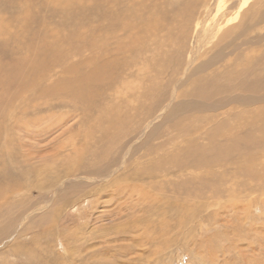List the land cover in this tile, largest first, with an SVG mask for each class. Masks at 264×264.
I'll return each mask as SVG.
<instances>
[{
    "label": "rangeland",
    "instance_id": "1",
    "mask_svg": "<svg viewBox=\"0 0 264 264\" xmlns=\"http://www.w3.org/2000/svg\"><path fill=\"white\" fill-rule=\"evenodd\" d=\"M134 1L148 5L151 12L136 10L134 16L128 20L131 27L121 30L101 20L102 14L109 12L113 7L114 3L109 0L78 2L77 4L84 5L80 23L64 14L73 6L65 4L63 0H52L50 5V0H0V20L7 22L11 33L15 31L12 33L14 39L6 28L2 27L0 31V80L11 73L9 66L13 62L18 63L16 60L21 61L29 54L30 49L34 48V45L30 44L36 41L38 44L55 43L58 50L60 48L63 52L61 59L57 57L53 60L48 56V66L58 70L51 78L54 81L60 77L62 64H78L79 69L85 72L102 62H123L124 64L116 66L115 71L121 69V75L129 80L132 78L134 86L132 90H126V93L118 92L116 95L113 93L99 97L96 100L100 101L99 104L109 103L108 112H116L120 106L129 114L137 116L140 96L144 90L141 83L145 81V84H149V94L141 97L146 115L145 123L141 126L148 125V128L139 135L138 140V134L131 139H123L116 159H113L116 155L111 156L110 160L93 168L95 173L90 175L88 173L91 172L86 170L72 171L65 166L68 155L60 154L62 149L59 148L58 141L62 130L59 129L58 123L62 124L64 118L69 116L70 119L73 118L77 112L80 116L83 115L85 120L86 114L91 113V110L73 111V107L69 105L62 107L58 102L53 104V99L47 101L45 98H39L32 110L28 101L23 100L26 96L22 95H19L20 98L14 100L11 106L0 105V183L13 184L15 181L14 185H18L17 190L9 192L8 199L0 201V264H258L257 259L264 256V248L256 240L249 246L246 240H241L239 242L242 244H236L227 252L230 255L226 253L224 256L220 252L217 258L204 249L211 241H215V249L218 245L216 240L223 243L219 235L216 237L212 234H220L226 230L224 237L227 239H254L255 233L264 236V197L260 198L258 204L255 199L257 195L264 196L263 192H260L261 195L259 192H252V195L249 192L242 194L245 198L242 200L248 199L242 202V206L245 207L248 203L249 209L247 213L243 212L244 208L243 211L240 209V212L237 209L236 214L241 217H235L239 219H235L233 212H225V215V210L220 209L221 206H215V211L221 212V217L219 214L214 216L217 219L220 217L219 226L215 223L211 225L208 219L214 208H208L211 213L209 210L205 211L207 204H210L205 199L210 189L206 183L216 178H223L227 185L248 184L247 188L256 190L253 188L258 182L236 174V166H248L264 181V136L255 140H240V147L233 150L230 156H224L219 165L212 168V173L204 177L198 175L201 170L190 172L182 169L181 165L187 163L189 150L192 151L191 147H187L183 151L186 161L170 170L169 176L165 177L166 181L161 183L163 188L168 189L165 192L164 189L159 191V188L158 192L162 193V198L158 195L157 200L146 197L142 203L132 204L133 208L130 209L124 206L127 202L125 198L120 197L123 201L114 198L110 195L111 190L107 189L88 197L87 199L92 198V203L77 209L78 199L101 184L103 178L111 175V171L114 172L117 167L115 164L121 162V153L125 152L135 139L139 141H135V147L144 141L147 142L144 147H155L173 138L178 140L179 145L184 146V143L191 139L195 147L203 149L200 146L207 148L206 145L211 143L221 147L227 138L244 137L252 128H258L264 134V0ZM191 2L195 3V14L184 26L186 9ZM99 4L105 9L104 12L99 11ZM27 10H32L37 19L44 13L48 16L50 24L41 25L36 19V23L30 22L31 26L26 27L24 21L28 17ZM145 22L153 27L155 33H146ZM72 25H78L75 37L69 36L70 32H67V27ZM56 26L67 33L59 32ZM93 38L99 41L97 47H91V43L84 47L77 45L85 41L92 42ZM16 41L21 47H17ZM123 41L131 43L139 53L134 49L133 52L116 51L118 43ZM74 46L79 48L73 50ZM37 48L42 51V46ZM241 54L242 60L239 58ZM132 57L133 63H128ZM216 58L218 60L214 62ZM221 58H224V61L218 62ZM140 66L143 68L140 69ZM220 71L233 72L234 78L226 82L231 90H236L235 92L220 94L214 90V81L206 82L209 78L205 76ZM222 84L224 85V82ZM0 85V102L6 97L17 95L13 85L7 82H1ZM203 88L213 96L203 98L198 94L202 93ZM113 104L115 107H112ZM21 109L33 117L21 114ZM71 112L72 114H69ZM16 118L27 124L30 129H22ZM72 122L73 120H70L68 125ZM220 123H223L225 130L213 134L212 130ZM74 125L73 130L81 133L78 135L76 147L72 144L69 146L72 156L76 149L86 146L87 143L84 134L87 125L76 122ZM180 127L187 131H178ZM49 130L52 136L50 134L43 140ZM34 131L36 134L32 135ZM50 136L51 143L48 140ZM67 137L64 136L61 142ZM96 140L90 146L92 150L95 149ZM244 146L250 148L253 161L249 162L248 158L244 157ZM137 155L133 159H136ZM47 159L53 160L55 168L52 172L40 176L37 169ZM85 159L89 162L92 157L85 156ZM154 160L155 155L149 152L144 166L150 167ZM133 164L129 167V173L132 174L138 171V167ZM86 177H89V180ZM172 185L188 186L195 191V195L188 196L184 190L176 193ZM78 187V192L73 194V190ZM145 191H151V187ZM69 193L73 194H70L71 204L61 207L59 214L54 215V210ZM151 194L153 195L152 192ZM3 195L0 193V198ZM177 198H183L180 199L182 205L191 204L198 211L197 213L193 208L194 211L187 216L190 221L178 219L185 210L180 212V209L175 207H178ZM184 199L186 202H182ZM224 199L226 196L221 200L222 203ZM119 208L121 212L115 215ZM186 210L189 212L190 208L187 207ZM109 214H112L111 217ZM80 215L83 218H80ZM223 216H226L225 221L222 220ZM240 218L242 220L239 223ZM203 223L207 225L205 229L201 227ZM237 230L243 232L241 237Z\"/></svg>",
    "mask_w": 264,
    "mask_h": 264
},
{
    "label": "bare ground",
    "instance_id": "2",
    "mask_svg": "<svg viewBox=\"0 0 264 264\" xmlns=\"http://www.w3.org/2000/svg\"><path fill=\"white\" fill-rule=\"evenodd\" d=\"M15 1H17V0H15ZM80 1H82V0H63V2L65 4L73 6L70 10L65 11L64 14L71 19L74 18L73 20L75 22L77 21L78 23L81 22V16H82V12L84 10L83 4H77ZM109 1H112L114 3L113 7L110 9L109 12L102 14L101 20L109 22L115 29L124 30V29L131 27V23H129L128 20L131 16H134V12L136 10H143L144 12H151V9L149 7H147L148 5L145 6L144 3H139V2H136L134 0H109ZM51 3H52V0H50L49 5ZM98 9L101 12L105 11V9L101 6V4H99ZM26 14L28 16L27 19L24 21V24L26 25V27L31 26V23L32 24L36 23L35 21L37 18L34 17L35 14L32 12V10L31 11L27 10ZM194 14H195V3L191 2L190 4H188L187 9H186V17H185L186 20L183 24L184 26H185V24H187L189 22V20L191 19V17H193ZM37 20L40 22L41 25H43L42 23H49L48 16L44 15V13L43 14L41 13L40 19H37ZM77 26L72 25V27H67V29H68L67 32H70L69 36H72V37L76 36L75 31H76ZM2 27L6 28L11 36H12V33H15V31L14 32L12 31V33L9 31V26H8L7 22L4 23L3 20H0V31H1ZM10 27H12V26H10ZM61 27H63V26H61ZM15 29L13 28V30H15ZM10 30H12V28ZM146 30H147L146 33L147 32L155 33L153 27H151L148 23H146ZM58 31L62 32V33H67V32H65L59 28H58ZM33 32H35V30ZM33 32H30V33H33ZM19 34H23V33H19ZM0 36H2L1 32H0ZM35 36H36V33H35L33 38H35ZM12 38H13V36H12ZM39 39H40V37H39ZM93 39L94 40L92 42L85 41L82 44H80V45L77 44V45L79 47H84L87 44L91 43V45H90L91 47H97L99 41H97L95 38H93ZM208 42H210V40ZM15 43L18 44L17 47H21V45L17 41ZM32 43L33 44H30V45L31 46L34 45V48L30 49L29 54L27 56H24L21 61L16 60L18 63L13 62L9 66V68L11 69V73H9L6 77H3L0 80L1 82L5 83V84L7 82L10 85H13L14 89H15L14 92L18 96L15 95L13 97H6L4 100H2L0 102V105L11 106L13 101L20 98L19 95H22V96H26L23 100L28 101V103L31 105L32 110L36 107L37 100H39V98H45L47 101H48V99H53L52 100L53 104L58 102L60 104V106H62V107H66L67 105H69L70 107H73V111H76L77 109H80L81 112H83L84 110H91V113L86 114L85 120H84L83 115L80 116L77 112V115L75 114L73 116V118L70 119V116H69L68 118H64V121L62 124L58 123L59 129L62 130V132L59 130L62 134H61V136H59L58 145H59V148L62 149L60 151V154L62 156H64L65 154L68 155V158H66V160H65V163H66L65 166L70 168L72 171H84V170H86L87 172H91V173H88L89 175L94 174L95 172H94L93 168L101 165L103 162L110 160L111 156L116 155L113 158V159H116L117 154L120 150L121 142L123 139L124 140L126 138L131 139L132 136H134L135 134H138V137L136 138L138 140V138L140 137L139 135L142 132H145L146 129L148 128V125L145 127L141 126L142 123L146 120V118H145L146 115L144 113V105H143V101L141 100V97L144 94H145V96L147 94H149V92H148V85L149 84H145V81L141 83V87L144 90L142 91V94L140 96L139 113L137 116L129 114L127 111L123 110L122 107H120V106L117 107L116 112H114V111L108 112V109L110 107L109 103H104V105H103V104H99L100 101L96 102V100L99 97L103 98V97H106L107 95H112L113 93H114V95L119 94L118 92L126 93V90H128V89L132 90V88L134 86V81H131L132 78H131V80H129V78H126V77L121 75V69H118L117 71H115L116 66L124 64L123 62L117 61V60L102 62L101 64H97V65L92 66L89 70H87L85 72L79 69L78 64H71V66H65L64 64H62L60 66V71H61L60 77L54 81V80H51V78L54 75V72H57L58 70L56 71L53 66H48V64H49L48 63V56L51 57L53 60H55L57 57L61 59V57L63 56L62 50L60 48L58 50V45L55 43L52 45H50V43H48V42H41L38 44L36 41H32ZM38 46H42V51H40V49L37 48ZM79 47L74 46L73 50H77ZM133 49L136 50L134 47L131 46V43H124V41H123V42L118 43V46L116 47L115 50L118 52H122V51L125 52V50L126 51L131 50V52H133ZM199 49H200V47H199ZM221 54H224V52H221ZM198 57H200V56L198 55ZM239 58H240V60H242L243 55L241 54L239 56ZM131 59H133V57L130 58V61L128 63L132 64L133 62H131ZM217 60H218V58H216L213 61L215 62ZM220 61H224V58H221L218 62H220ZM218 62H216V63H218ZM216 63H214V64H216ZM55 67H57L56 61H55ZM139 68L142 69L143 67L140 66ZM64 72H66V73H64ZM233 75H234L233 72L220 71L218 73L209 74L208 76H205V77L209 78L208 80H206V82H208V83H211L213 81L215 82V84L213 85L215 91L219 92L220 94H224L226 92L231 93V92L236 91L235 89L231 90V87L226 82L228 79L234 78ZM222 82H224V85L222 84ZM150 90H152V89H150ZM222 91H224V92H222ZM198 94L203 96V98H204V96L205 97H212L213 96V94L208 92L206 88H203L202 93L198 92ZM55 100H57V101H55ZM101 105H103V106H101ZM112 107H115V104H113ZM21 108H22V106H21ZM21 114L33 117L32 115H28L25 112H23L22 109H21ZM69 114H72V112ZM81 114H83V113H81ZM70 120H73V122L71 123V125H68ZM16 121H18V123L20 124V127H22V129H23V127L26 130L30 129L27 124H23L17 118H16ZM75 122L78 124H81V125H83V124L87 125L86 129L84 130V134H85V137L87 139V143H86V146H84L82 148L80 147L79 149H76V151H74V154L72 156L71 153L69 152L71 150L69 146H70V144H72V145H74V148L76 147V145L78 144V135H79V133H81L80 131H77V130L74 131L73 130L75 128V125H74ZM50 124H52V123H50ZM55 124H56V122H55ZM39 125H41V124H39ZM222 126H223V123L216 124V127L212 130L213 134H216L219 131L223 132L225 130V128ZM54 130H55V128H54ZM177 130L180 132L181 131H183V132L187 131V130H184V128H182V127L178 128ZM31 134L35 135L36 132L34 131ZM50 134H51V132L49 130V132L46 133V135H44V136L42 135L44 137L43 140H45V137L50 135ZM157 134H159V133H157ZM51 136H52V134H51ZM51 136L48 138V140L51 138ZM64 136H68V137H67V139H64L63 142H61V139ZM263 136H264V134L260 131V129L252 128L244 137L227 138L226 143L224 145H222L221 147L216 146L217 145L216 143H211V144L206 145L207 148L204 146H200L203 149H199V147H197V146L195 147L193 145L194 143L191 139H189L186 143H184L185 144L184 146L179 145L178 140L173 138V139H168L167 142H164L163 144H160V145L158 144L155 147H149L148 145L144 147V144L147 143L145 141L138 144L135 147V144H137L136 142H139V141H136V139L134 141L132 140L133 141L132 145L130 147H127L125 152L121 153V156H120L121 162H119L120 164L119 163L115 164V165H117V167L113 170L114 172L111 173L112 172L111 171L110 172L111 175H109L107 178H103L102 179L103 182L101 184H99L98 186L96 185L91 190H89L88 193H85L84 195H82V197L80 199H78L77 209H79L82 205L86 206L87 203H92V198L87 199L88 197H91L92 195L94 196L95 193L97 194L99 191L107 190V189L111 190L110 195H112L114 198H119V199H120V197L125 198V201L127 200V202L124 203V206L129 207L130 209L133 208L132 204L137 205L140 202L142 203L146 197L150 198L153 201L157 200L160 198V196L162 198V193L160 194V192H158L159 188H161L159 191H161L163 189H164L163 191H165L168 189V188L167 189L163 188L164 186L161 183L166 181L165 177L169 176V173L171 172L170 170L172 168L180 166L184 161H186V158L183 156V151L186 150L187 147H191L192 151L189 150V153H188L189 156L187 159V163H183L181 165L182 169H184L186 171H190V172H193L195 170H201L198 173V175L201 177H204V175L207 176L209 173H212L211 172L212 168L214 166H218L219 162L224 159V156H227V157L230 156V153L233 150H236L237 148L240 147V145H241L240 140H244L243 138H245V139L250 138V139L255 140V139L261 138ZM95 139H97L96 144H95V149L92 150L90 146L95 141ZM51 142L52 141H50L49 143H51ZM168 146H170V147H168ZM55 148H53V149H55ZM195 149H197V150H195ZM243 150H244V154H243L244 157L248 158L249 162L253 161L254 158H253L252 152L250 151V148L248 146H244ZM53 151H52V153H53ZM64 151H67L69 153H64ZM210 151H212V153ZM149 152H151L152 154L155 155V160L153 161V163L150 167H146V166H144V160H145L146 156L149 154ZM136 155H137L136 159H138V160L133 159V157L134 156L136 157ZM85 156L92 157V160L88 162L85 159ZM133 163L135 164L136 167H138V168H136V169H138V171L136 173L132 174V173H129V167ZM135 166H133V167L135 168ZM39 167L40 168L37 169V171H39L40 176H43L47 173L52 172V170H54V168H55L53 160H49V159L45 160L44 164H40ZM236 167H238L237 172H235L236 174H240L241 176H245L250 181L258 182V183H256L257 186H255V188H253L256 190H252V189L247 188L248 184H244V185L228 184L227 185V181L224 180L223 178H216V179L212 180L211 182L206 183L207 185H209L210 189H209V192L205 195V199H207L210 202V204H207L208 202L206 203L207 208L205 207L206 204L204 206L202 205L203 208L204 207L206 208L205 211L209 210L211 213L212 212L211 210H213V208L215 206L219 205L222 207L220 209L225 210L224 214H225V212L231 211V212H233L234 217L235 216L241 217L238 214H236V212L238 210L240 212V209H241V211H243L242 208H244L243 212L247 213V211L249 209L248 203L245 204V207L242 206V202L248 200V199L242 200V198H244L242 196V194H244L245 192H247V193L249 192L250 194L252 192H254V193L263 192V195H264V186H263L264 181H262L256 175V173L253 170L248 168V166L246 168H242V166H240V165H238ZM65 172H66V169H65ZM97 177H98V175H97ZM13 182L16 183L15 181H13ZM14 183L13 184H5V183L1 184L0 183V193L4 194L3 197L0 198V201L7 198L9 192L17 190L16 186H18V185H14ZM259 184H261V185L259 186ZM172 186H171V188H172ZM148 187H151V191L146 192L145 190ZM173 187H174L173 189L175 190L174 192L179 191V190H184L185 193L188 194V196L193 197L195 195V191H193L188 186L174 185ZM78 189H79V187L74 189L73 194H76L78 192ZM170 191H171V189H170ZM21 192H22V190H21ZM151 192L153 193V195L151 194ZM14 193H16V192H14ZM71 193L64 196L59 207L54 210V215L57 216L59 214L61 207L69 206L71 204V201H72L71 195H73ZM154 193H155V195H154ZM176 193H178V192H176ZM163 194H164V192H163ZM158 195H159V198H158ZM260 195H261V193H260ZM224 196H226V199L228 201L226 202V199H224L225 201L222 203L221 200L224 198ZM165 197L167 198V196H165ZM179 197H183V196H179ZM262 197H264V196L259 197V195H257L256 198L254 197L256 199L257 204H258V202H260V198H262ZM171 198H173V196H171ZM183 198H179V199L177 198L178 201L176 203H177L178 207L175 206L177 209H180V212L182 209L185 210L181 214L179 212L180 215H179L178 219H182L183 221H185V220L190 221L191 219L188 218L187 216L190 213H192V211H194V210L197 213H198V211L193 206H191V204L185 203L182 205V203L180 202V199H183ZM246 198H248V197H246ZM185 199L182 202H184V201L186 202L187 199L186 200ZM210 199H211V201H210ZM120 200H122V199H120ZM165 200H167V199H165ZM172 200H174V198ZM172 200H171V203H172ZM191 200H190V202H191ZM116 202H118V201H116ZM167 202H169V201H167ZM118 205H120V204H118ZM187 207L190 208L189 212L186 210ZM193 208H194V210H193ZM208 208H211V210ZM215 208L217 210V207H215ZM215 208H214V211L212 212V214H210L208 219H210L209 221L211 222V225H213L215 223V224H217V226H219L218 222H220L219 219L221 217L220 216L221 212L219 213L218 211H215ZM120 209L121 208H119V211L116 212L115 215H117L121 212ZM77 213H79V212H77ZM200 214L198 215V217L200 216ZM218 214L220 216V217H218L219 219L214 217V216H218ZM227 214H229V213H227ZM109 215L111 217L112 214H109ZM248 215H249V212H248ZM122 216H123V214H122ZM245 216H247V215H245ZM79 217L83 218L82 215H80ZM110 217H105V218H110ZM225 217L223 216V219H222L223 221H225L224 220ZM238 217H235V219H239ZM241 220H242V218H240L239 223ZM237 221L238 220H236V222ZM257 222H258V220H257ZM21 224L22 223H20V225ZM234 225H235V223L232 226H234ZM205 226L207 227V225H205L203 223L201 227L202 228L204 227V229H205ZM240 226H241V224H240ZM237 227H238V225H237ZM250 229H252V228H250ZM254 229L257 230V228H254ZM246 230L249 231V229H246ZM232 231H233V229H232ZM226 233H227V230L220 233V234H218V233L212 234L213 236H216V237L219 235V237L222 239V242H223V243H221L219 240H216L217 244H218L216 249H215V245H214L215 241L209 242L208 244H210V245L209 246L206 245L204 247V249L206 251H208L212 255L216 256L215 258H217L220 255V252L222 255L225 256L226 253L231 251L232 247L236 246V244L240 243L239 241H241V240L242 241L246 240L248 242V243H246L248 246L251 243H253L254 240H256L264 248V240L262 239V238H264V236L258 235V233H255L254 239L242 237V238H239L238 240L237 239H231V238L227 239V237H224V235ZM242 233L239 230H237V234L240 235L239 237H241ZM64 235H66V234L64 233ZM146 235H148V234H146ZM248 235H250V234H248ZM258 238H259V240H258ZM62 243H63V241H62ZM211 244H213V245H211ZM240 244H242V243H240ZM243 244H245V243H243ZM247 245H246V247H247ZM236 250L234 252H236ZM238 253H240V252H238ZM227 254H229V253H227ZM260 254H262V252H260ZM248 256H250V254ZM241 257H243V256H241ZM117 258H118V256H117ZM120 258H122L121 255H120ZM235 258L239 259V257H235ZM253 259H254V257H253ZM263 259H264V256L259 257L257 259L258 264H262L264 262ZM254 260H256V259H254ZM223 264H224V262H223ZM225 264H226V262H225Z\"/></svg>",
    "mask_w": 264,
    "mask_h": 264
}]
</instances>
